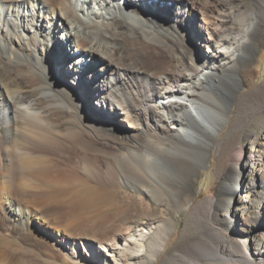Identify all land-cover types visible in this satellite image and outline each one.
Listing matches in <instances>:
<instances>
[{
    "label": "bare ground",
    "instance_id": "bare-ground-1",
    "mask_svg": "<svg viewBox=\"0 0 264 264\" xmlns=\"http://www.w3.org/2000/svg\"><path fill=\"white\" fill-rule=\"evenodd\" d=\"M253 104L264 0H0V264H156L175 238L160 226L167 200L188 204V178L176 188L163 172L206 168L208 140L245 126ZM245 139L221 186L241 217L236 249L222 237L199 253L264 264V142ZM113 185L107 223L93 214Z\"/></svg>",
    "mask_w": 264,
    "mask_h": 264
},
{
    "label": "rangeland",
    "instance_id": "rangeland-1",
    "mask_svg": "<svg viewBox=\"0 0 264 264\" xmlns=\"http://www.w3.org/2000/svg\"><path fill=\"white\" fill-rule=\"evenodd\" d=\"M198 7L200 8L201 6ZM200 9L202 10V7ZM192 21H194V24H199V21L195 19ZM254 40L257 44V36L254 37ZM66 49L71 51V47H66ZM256 55L255 48L252 47L248 50L249 57ZM55 74L58 77L60 75L58 70H56ZM83 108L99 114L86 100L83 101ZM242 117L247 118L245 126L229 131L228 135L219 139V142L215 139L208 140L203 154L206 168L201 166L200 161L191 160L192 165L187 164L183 170L172 169L168 170V172H163L169 178L170 185L173 184L176 188L180 186L181 181L188 178L186 184H188L189 189L180 192L181 200L188 201V204H175L173 201L167 200V205H170V209L168 213L166 210L167 217L160 222V226L161 230H169L175 234V238L167 251L159 257L156 264H241L237 260L235 262L215 260L201 255L199 251L202 250L205 243L216 244V246H219V250L222 251V240L226 238L231 246L227 244L228 246H226L227 249L225 250L233 253L235 246L231 242L237 241L240 230H243L238 227V221L241 218L239 212L237 211L236 215L234 214L235 207L227 200L228 191H224L221 186L224 181H227L228 184L230 177L234 175L233 168L240 165L238 160L239 150L243 148L245 152L250 147L248 140L245 139L246 128L253 129L256 143L261 144V142H264L263 137H261V132L264 130V109L258 110L253 104V107L244 108ZM194 166L198 168V171L193 172ZM207 168H210V172L212 171L211 174L214 180L208 187L202 188L201 179ZM241 173L240 181L249 182L250 176ZM262 173H264V169ZM115 186L117 185L110 187L111 190L108 191L107 197L103 199L106 202L103 201L105 206L102 205L101 208L106 209H100L99 213L96 212L97 215L93 214L97 219L104 218L108 221L107 223H116L114 216L120 210V206L115 204L116 198L112 192V189L116 188ZM120 189L123 192H130L129 188L122 184ZM239 194H237V197H240ZM176 195H179V193L176 192ZM152 206L154 208L155 204L152 203ZM256 227L257 225L255 224L245 222L244 231L249 237L254 238L257 236L255 232H258ZM13 238L16 239L15 237Z\"/></svg>",
    "mask_w": 264,
    "mask_h": 264
}]
</instances>
